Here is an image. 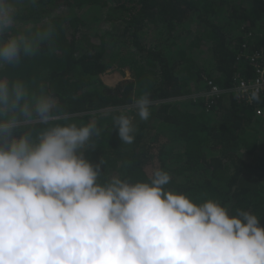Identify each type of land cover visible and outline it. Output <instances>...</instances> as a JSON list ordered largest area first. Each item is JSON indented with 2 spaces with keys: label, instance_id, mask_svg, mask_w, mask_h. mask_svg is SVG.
<instances>
[{
  "label": "clouds",
  "instance_id": "clouds-1",
  "mask_svg": "<svg viewBox=\"0 0 264 264\" xmlns=\"http://www.w3.org/2000/svg\"><path fill=\"white\" fill-rule=\"evenodd\" d=\"M36 3L0 0V264H264V216L170 188L159 166L134 178L128 160L110 171L104 155L90 159L101 119L120 148L133 145L154 101L144 92L79 121L44 83L18 76L56 35L52 22L18 28Z\"/></svg>",
  "mask_w": 264,
  "mask_h": 264
},
{
  "label": "trees",
  "instance_id": "trees-1",
  "mask_svg": "<svg viewBox=\"0 0 264 264\" xmlns=\"http://www.w3.org/2000/svg\"><path fill=\"white\" fill-rule=\"evenodd\" d=\"M95 7L107 8L119 32L84 33L83 12ZM44 22L56 25L51 50L45 46L16 74L44 83L79 121L144 92L154 101L133 145L120 148L117 131L109 136L111 119H101L92 161L104 155L109 170L117 171L128 160L123 171L134 178L159 166L171 173L170 188L198 201L215 198L230 213L243 208L264 216V117L227 95L215 98L210 111L189 100L166 102L204 90L210 79L234 86L235 76L248 69L238 60L245 35L264 37V0H37L24 9L18 28ZM148 24L158 29L161 44L143 37ZM115 41L135 49L137 59L129 79L106 84L100 78L120 59L108 47Z\"/></svg>",
  "mask_w": 264,
  "mask_h": 264
},
{
  "label": "built area",
  "instance_id": "built-area-1",
  "mask_svg": "<svg viewBox=\"0 0 264 264\" xmlns=\"http://www.w3.org/2000/svg\"><path fill=\"white\" fill-rule=\"evenodd\" d=\"M256 34V39L252 38ZM263 35L260 37L255 32H249L245 35L242 53H239L238 60L242 65L248 66L247 70L235 76V84L229 88H222L215 83L214 80L205 82L204 90L195 91L194 93L176 98L169 99L168 103L176 100H189L198 107L205 106L206 111H210L213 106L214 99L229 96L227 98H235L237 103H246L255 107V113L258 117H264V42ZM243 61V62H242ZM247 64V65H246ZM207 78L205 77V80ZM259 88L262 90L261 102L249 103L247 96L251 90ZM216 103V101H215Z\"/></svg>",
  "mask_w": 264,
  "mask_h": 264
},
{
  "label": "rangeland",
  "instance_id": "rangeland-1",
  "mask_svg": "<svg viewBox=\"0 0 264 264\" xmlns=\"http://www.w3.org/2000/svg\"><path fill=\"white\" fill-rule=\"evenodd\" d=\"M107 13V8L102 7H95L90 10H85L83 12V16L86 19L87 27L84 29V33L105 34L106 32H113L114 34V32H119V27L116 23H113L107 18ZM146 33L149 35H143V37L152 39L154 41V45L161 44L160 39L158 38L159 31L157 28H155L154 25L148 24V26L146 27ZM108 47L112 49V52L115 51L116 54H119L120 59H118V62L116 61L113 66L109 68L105 74L102 75L100 79L105 81L106 84L112 83L113 80L117 79L118 77L129 79L130 67L132 64L131 60L132 62H135V60L137 59V54L133 55L136 50L132 48L128 49L118 41L111 43L108 42ZM112 109L113 111H115L119 108Z\"/></svg>",
  "mask_w": 264,
  "mask_h": 264
}]
</instances>
